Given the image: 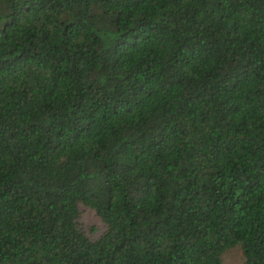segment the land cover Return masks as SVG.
<instances>
[{
  "label": "trees",
  "instance_id": "trees-1",
  "mask_svg": "<svg viewBox=\"0 0 264 264\" xmlns=\"http://www.w3.org/2000/svg\"><path fill=\"white\" fill-rule=\"evenodd\" d=\"M233 248L264 264V0H0V264Z\"/></svg>",
  "mask_w": 264,
  "mask_h": 264
},
{
  "label": "rangeland",
  "instance_id": "rangeland-1",
  "mask_svg": "<svg viewBox=\"0 0 264 264\" xmlns=\"http://www.w3.org/2000/svg\"><path fill=\"white\" fill-rule=\"evenodd\" d=\"M80 226L89 235L96 237L101 231V223L95 216L94 212L87 209H82V213L79 220ZM95 227L98 230L92 234L89 230ZM224 264H243L242 254L239 248H233L229 250L223 257Z\"/></svg>",
  "mask_w": 264,
  "mask_h": 264
}]
</instances>
